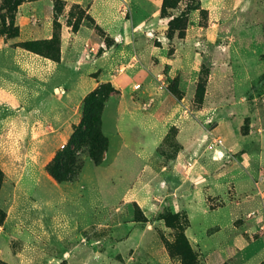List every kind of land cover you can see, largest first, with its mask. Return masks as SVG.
Segmentation results:
<instances>
[{"label":"rangeland","instance_id":"1","mask_svg":"<svg viewBox=\"0 0 264 264\" xmlns=\"http://www.w3.org/2000/svg\"><path fill=\"white\" fill-rule=\"evenodd\" d=\"M23 1L37 0H0V264H208L186 230L192 223L202 244L221 245L226 231L215 223H226L232 210L260 215L264 240V171L253 173L249 165L260 164L247 150L226 147L212 132L232 119L243 134L264 138V0H99L103 13L121 10L117 22L127 17L130 29L131 20L146 21L143 36L165 44L150 89L108 81L110 73L122 77L139 68L120 69L130 49L115 53V69L84 74L117 43L84 3L42 0L43 7L25 10L21 29L15 16ZM51 1L55 17L44 6ZM83 24L103 45L93 44L90 57L64 55L62 62L63 40ZM80 35L85 40L87 32ZM186 40L195 51L192 67L181 50ZM184 68L191 76L181 89ZM106 83L112 84L101 92L106 148L98 163L87 146L76 149L59 181L49 168L73 149L84 98ZM228 95L236 100L224 106L219 100ZM110 111L125 117L131 133L110 124ZM220 150L226 154L215 156ZM256 259L246 264L261 262L264 250Z\"/></svg>","mask_w":264,"mask_h":264},{"label":"crops","instance_id":"2","mask_svg":"<svg viewBox=\"0 0 264 264\" xmlns=\"http://www.w3.org/2000/svg\"><path fill=\"white\" fill-rule=\"evenodd\" d=\"M40 1L42 0L24 2L20 5L16 17V23L19 24L20 27L23 24L22 21L25 17L23 14L25 10L43 7L39 5V3H41ZM69 1L81 4L84 3V5L82 6L86 8L87 13L91 15L95 23L101 26L106 31L107 35L111 37L114 36L117 41L115 45L103 49L101 51V54L96 57L95 61L92 62V64L94 63L93 65L95 66V69H92L91 71L86 70L84 74H86V76H89V78H93L92 74L94 71H96V69H115L119 61L115 53L120 52V54H122L125 52L128 54V50L130 49L134 51V53L131 55V57H129L130 60L128 61V65H122L120 69L121 71H123L126 69V67H134L135 64H138L139 68H133L132 70L129 69L130 71H128V73L123 75L122 77H119L118 74L110 73L108 75L110 76L108 77V81H110L114 85H119L121 83L128 84L129 82H131L132 86L127 87H132V89H138L134 86L135 84L139 83L140 87H147V89H150V84L154 80V76L157 75L158 72H160L161 65L165 62L166 46L165 44H157L154 39H148L143 36L144 27H146L147 22L143 21L135 23L134 20H131L130 29L129 26H126L125 24V22L128 21L127 17H124V19H122L120 22H117L119 21L118 16L121 18L124 16L121 10L119 14L109 10H107L108 12L104 11L103 13V10L105 9L103 8V6H101L99 0H94L93 3L90 4V6L85 5V0ZM44 6L49 7V11L53 16L52 1L50 5ZM41 11H43V8H41ZM83 31L87 32V35L84 36L86 37L85 40L80 37V34L83 33ZM149 34L153 35V32L150 31ZM103 41V37L97 34L94 27H88L87 25L83 24L82 28L79 29L75 34H73V38L71 40H63L62 62L66 58H64V55L72 58L78 57L79 60H81L83 53L86 52V56L88 53H91L89 52L88 46H92L94 48L97 45V47H99L100 45H103ZM82 42H84V44ZM93 44H95V46ZM181 50L188 53V56H186V59L184 61H186L187 65L192 67V55L195 53L192 40H186L185 48H182ZM86 59L89 61V58ZM81 62H83V60ZM183 66L178 67L182 68ZM246 72L248 71L246 70ZM190 76L191 73H189V75L187 76V72L184 68L181 89L186 84V79H190ZM86 82V85L90 88L97 85V82H94L93 84H91L89 80H86ZM58 86L61 90H64L62 85ZM233 99H235V97H231L230 95H228L219 100V102H223L222 105L228 106L230 102H234L232 101ZM109 113L111 115L110 118L112 119L110 120V124L112 121V124L115 123L117 125L118 123L119 125L123 126L122 131L125 135L131 133L130 128L127 127V120L123 115L121 117H118L117 115L112 116L111 111ZM254 113H256V117H259L260 114L257 108ZM147 123L150 125H154V122L150 116H148ZM153 131V134H155L156 127ZM212 132L222 138L226 147H234V149L239 148L240 150H247L249 159L252 158L254 163H256L255 165L260 164L259 169L258 166L253 167L249 165V168L253 173L264 171V138L262 137V134L259 135L257 134V132L255 133L252 131L243 134L242 131L239 130V125H236V123H234V120L232 119H222L217 125H215V127L212 129ZM255 145H257L258 149L257 151H252L251 148L255 147ZM204 161H207V159H205ZM220 173L221 172H217V175H214V178H209V180H211L210 182H214L219 179L220 176L218 175H220ZM219 209L221 208L219 207L213 210L207 208V213L209 211L219 212ZM261 223L262 219L260 215L252 217L247 212L241 213L234 210L230 211L226 216V223H215V226L218 227V231L220 233H224L226 231L225 237L227 238L226 241H223L221 245H218L216 247H214V245H206L205 243L202 244L203 241H201V238L198 237L197 233L195 231L191 232L192 223H190V226L187 228L186 234L189 237L192 246L197 251L203 254L208 264H223L226 261L227 264H246L247 262H250L252 260H257L256 258L258 254L264 250V246L261 245H264V240L262 239V235H259L258 232L262 227L260 225ZM258 225H260V228ZM229 252H234V255L231 257V259H229ZM263 261L264 259L261 262ZM261 262H258L256 264H260ZM166 264L173 263L171 259H168L166 261Z\"/></svg>","mask_w":264,"mask_h":264},{"label":"trees","instance_id":"3","mask_svg":"<svg viewBox=\"0 0 264 264\" xmlns=\"http://www.w3.org/2000/svg\"><path fill=\"white\" fill-rule=\"evenodd\" d=\"M24 2V1H23ZM22 2V3H23ZM53 15L57 16L56 2L53 1ZM16 18V16H15ZM12 16V19H14ZM28 43H32L29 41ZM112 88L111 83H106L90 92L83 101V117L79 127L73 132L71 136V143L73 149H68L65 153L60 154L58 160L50 166L52 175L59 181H64L66 178L62 176L65 172L69 161L75 156V150L79 147L87 146L90 148V158L98 163L100 160V152L106 148V138L103 136L101 130V114L105 102V97L101 93L102 90ZM61 160V161H60ZM65 165V167H64ZM2 175L0 172V180ZM261 264H264L261 263Z\"/></svg>","mask_w":264,"mask_h":264},{"label":"built area","instance_id":"4","mask_svg":"<svg viewBox=\"0 0 264 264\" xmlns=\"http://www.w3.org/2000/svg\"><path fill=\"white\" fill-rule=\"evenodd\" d=\"M89 47V52H92V51H94V48L92 47V46H88ZM90 53H88L87 54V57H90V55H89ZM140 87V84L139 83H137V84H135V88H139ZM263 197H264V184H263V186L260 188V192H259ZM252 214H250V216H251Z\"/></svg>","mask_w":264,"mask_h":264},{"label":"water","instance_id":"5","mask_svg":"<svg viewBox=\"0 0 264 264\" xmlns=\"http://www.w3.org/2000/svg\"><path fill=\"white\" fill-rule=\"evenodd\" d=\"M225 154H226V152L224 150H220V153L219 152H214L215 156H223Z\"/></svg>","mask_w":264,"mask_h":264}]
</instances>
